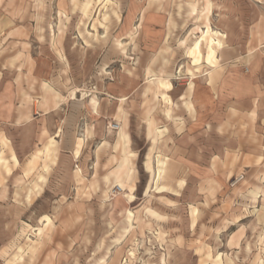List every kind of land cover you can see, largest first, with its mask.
Here are the masks:
<instances>
[{
    "label": "rangeland",
    "instance_id": "1",
    "mask_svg": "<svg viewBox=\"0 0 264 264\" xmlns=\"http://www.w3.org/2000/svg\"><path fill=\"white\" fill-rule=\"evenodd\" d=\"M261 14L264 0H0V264H264L262 127L205 89L208 71H238L218 51L243 49Z\"/></svg>",
    "mask_w": 264,
    "mask_h": 264
},
{
    "label": "crops",
    "instance_id": "2",
    "mask_svg": "<svg viewBox=\"0 0 264 264\" xmlns=\"http://www.w3.org/2000/svg\"><path fill=\"white\" fill-rule=\"evenodd\" d=\"M136 28H138V26H136ZM167 30H168V27H167ZM131 37H132V35H131ZM166 38H167V33H166L164 39L166 40ZM128 40H129V38H128ZM130 42L132 43L130 45V49H133V47H135V46L139 47L137 42H134V41H130ZM259 51L264 53V15L263 14L256 17V19L253 21L251 29L248 32L247 42H246L245 46L243 47V49L241 46H238L237 43H231L228 46L224 45V47L220 51H218L221 53L223 52V54H226L227 56L230 54V56H231L230 60L240 61L241 66L240 67L237 66L235 68L238 71L231 68L229 70L228 75L225 73L222 76V78L218 77L219 74H216V75L213 74L214 76L213 75L210 76V75H208L210 71H208L207 72L208 78L205 81V89H206V91L209 92L211 98H213L215 94H218L217 97L220 98L219 102H218L219 105L221 103H225L226 96L229 97V98H227L228 101L226 102L228 107H229L228 111L231 110V111L239 113L243 116H245L246 114L248 116H250L249 119L252 121V123H253L252 125L257 126L258 128H259V126L262 127V133L264 136V124H263V120H264V84L260 80L261 79L260 78V72H259L258 68L256 67V64H257L256 60L259 57ZM218 58H219V60H220V58H222L221 54H219V53H218ZM260 59L263 62L264 57L262 56V57H260ZM249 65H251V68H252V69H250L251 75L247 76V75H244L242 69H243V67L247 68V66H249ZM217 68H219V67H216L215 71L219 70ZM22 74L24 75V77L27 75L24 73V71H22ZM1 77H2V74L0 72V80L2 79ZM235 79H238L240 83L249 84L245 91H243V89H241V87H240V89L235 88L234 84L237 83L235 81ZM195 88H196V86H195ZM174 89H175V87L173 86L172 90L168 91V93L174 91ZM184 107L191 114H193V115L195 114L194 109L192 108V106L189 103H185ZM114 109L117 110L116 108H114ZM55 112L56 111L54 109H52V110L47 111L44 114H42V116L43 117L48 116L47 118H51L52 116H50V115L55 113ZM106 115H111L112 117H114L113 114H111V111L107 112ZM177 124L178 123H173V125L170 124L169 126L172 129H175V128H177ZM188 124H190V123H187L185 125L186 128L183 129L182 133H184V134L188 133V131L190 129ZM209 127L210 126L206 123V124H204L203 130L209 129ZM159 133L162 134V131L159 130L158 134ZM184 136H186L188 138L189 134L188 135L186 134ZM104 159L105 158H103L101 162L96 160L94 166H96L97 164H100V167H101V164L103 163ZM160 161H162V163L164 165L161 166L160 169L158 170L157 175H159L158 176L159 178H161L162 174L165 172L164 166L166 164L165 160H160ZM127 165L128 164L126 161V166ZM120 167H122V166H119L118 168H120ZM93 169H95V168H93ZM116 184L124 186L123 183L119 179H117Z\"/></svg>",
    "mask_w": 264,
    "mask_h": 264
},
{
    "label": "bare ground",
    "instance_id": "3",
    "mask_svg": "<svg viewBox=\"0 0 264 264\" xmlns=\"http://www.w3.org/2000/svg\"><path fill=\"white\" fill-rule=\"evenodd\" d=\"M117 187H118L119 189H122V190L124 189V186H122V185H118ZM127 215L131 218L130 221H131V224H132V221H133V215H134V214L131 213V212H128ZM131 226H132V228H133V225H131Z\"/></svg>",
    "mask_w": 264,
    "mask_h": 264
}]
</instances>
